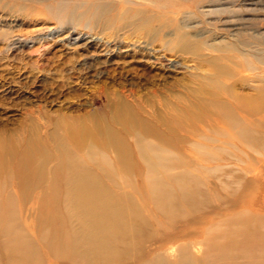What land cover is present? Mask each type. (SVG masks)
Returning a JSON list of instances; mask_svg holds the SVG:
<instances>
[{"label":"bare ground","instance_id":"bare-ground-1","mask_svg":"<svg viewBox=\"0 0 264 264\" xmlns=\"http://www.w3.org/2000/svg\"><path fill=\"white\" fill-rule=\"evenodd\" d=\"M21 1L46 5L59 23L73 19L78 25L85 19L91 30H110L104 34L116 46L131 41L139 51L157 47L196 55L200 66L206 62L214 72L206 76L207 83L183 86L186 94L175 95L174 101L155 99L158 110L150 98V104L128 101L114 91L104 124L76 122L63 135L51 134L53 143L40 153L31 145L0 142V177L10 174L17 187L12 193L8 182H0V254L10 260L19 256L21 264H40L43 244L49 255L73 264H120L124 255L132 264H171L168 257L187 248L181 241L226 226L223 237L219 235L224 240L211 244L206 256L185 253L182 262L264 264V233L252 230L261 228L264 218L244 211L218 217L222 212L217 206L202 212L222 199L217 189L232 173L219 162L248 149L264 150V88L241 93L236 84L244 78H235L241 70L256 69L264 78V68L254 65H264V34L253 27V18L238 14L243 5L256 1ZM217 29L228 32L227 42L205 44L203 39ZM205 49L219 52L207 57ZM196 155L205 164L186 159ZM32 199L35 210L25 208ZM22 213L27 214L26 224ZM176 227V234L167 233ZM132 250L139 254L127 256Z\"/></svg>","mask_w":264,"mask_h":264},{"label":"rangeland","instance_id":"rangeland-1","mask_svg":"<svg viewBox=\"0 0 264 264\" xmlns=\"http://www.w3.org/2000/svg\"><path fill=\"white\" fill-rule=\"evenodd\" d=\"M254 1L253 5H243L238 14L253 18V27L264 34V0ZM50 3L54 4V1ZM185 4L190 3L185 1ZM47 10L43 4L0 0V142L5 145L11 144L18 148L31 145L34 151L40 153L48 150L49 144L53 143L50 140L51 134L63 135L67 127L75 126L76 122L94 121L97 125L104 124V116L110 114L108 100L114 96V91L128 101L135 99L149 103L150 98L158 110L155 99L166 97L175 100V95L186 94L183 86L193 87L205 80L209 81L206 76L214 72L206 62L200 66L197 56L193 54H181L176 50L167 52L157 47L155 50L148 48L139 51L129 40V44L116 46L118 44L104 34L110 30L102 33H99L100 29L97 32L91 30V25L83 22L85 19L78 25L73 19L59 23L48 15ZM238 22L241 23V20ZM242 23L249 26V22ZM227 33L217 29L214 35L205 37L203 41L205 44L226 43ZM168 36L163 40L169 39ZM218 52L202 51L207 57ZM254 65L264 68L257 61ZM259 71L241 70V75L237 74L235 78L240 76L244 79L236 84L237 90L239 88V92L248 93L255 92L253 88H264V82L261 81L264 78L260 77ZM254 75V80H251ZM258 149L259 152L248 149L246 154L240 153L238 159L236 156H228L224 157L225 161H218L225 165V172L232 173L225 179L227 183L222 189L219 188L221 191L217 189L222 199L202 212H213L216 210L213 207L217 206L222 212L218 217L228 218L244 211L251 216L264 218V150ZM108 158L115 160L113 155ZM186 159L204 163L198 155ZM201 172L205 173L206 170ZM123 176L125 178L126 174ZM8 177H0V182H8L7 190L15 193L16 180L11 179L10 174ZM16 202L19 205L23 203L21 198ZM220 203H225V206ZM25 208L35 210L37 204L32 199ZM22 214V223H28L27 214ZM199 216L193 217V222ZM230 225V228L237 226L236 222ZM177 227L167 233L176 234ZM225 227L220 226V230L214 229L208 234H203L202 230L181 241L187 243V248L177 250L174 256L168 257L170 263L184 264L182 261L185 253L190 258L206 256L211 244L224 240L219 235L223 237ZM257 227L252 229L254 233H259L261 229L264 233V225ZM29 233L36 237L34 232ZM232 237L234 239L231 240H238L240 234ZM261 237L264 239V236ZM41 245L40 264H73L54 254L49 255ZM136 253L139 254V251L132 250L127 256ZM0 256L3 257L0 258V264H21L18 262L19 256L14 260L2 252ZM124 257L126 255L122 260L126 262ZM145 257L152 258L150 254ZM125 262L121 261L120 264H132Z\"/></svg>","mask_w":264,"mask_h":264}]
</instances>
